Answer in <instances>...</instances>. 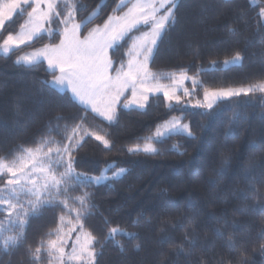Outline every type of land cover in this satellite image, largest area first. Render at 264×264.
Listing matches in <instances>:
<instances>
[{"label":"trees","instance_id":"16d2710c","mask_svg":"<svg viewBox=\"0 0 264 264\" xmlns=\"http://www.w3.org/2000/svg\"><path fill=\"white\" fill-rule=\"evenodd\" d=\"M118 3L77 0L78 19L94 13L84 33L102 24ZM176 4L174 22L149 62L153 72L185 69L193 76L201 69L202 85L187 98L191 100L201 98L205 88L264 81V21L259 12L264 0L258 4L176 0ZM29 10L26 7L6 23L0 41L19 29ZM48 26L58 27L55 22ZM58 42V35L49 37L45 32L8 53L0 52V157L8 161L23 149L36 148L44 138L62 139L66 126L85 116V106L68 89L50 84L51 70L44 60L17 63L19 53ZM130 42L110 50L115 61L127 60ZM237 52L240 61L224 63ZM172 116L189 122L194 136L178 133L153 141L158 150L154 154L128 151L145 143V137ZM84 124L109 134L112 144L105 148L94 137H85L75 153L76 170L96 175L109 164L126 169L121 176L99 185H77L68 193L91 194L89 203L94 207L83 219V231L96 238V264H264V93L221 100L210 110L191 104L168 107L163 94L157 93L149 96L143 109L121 103L112 123L88 109ZM69 204L79 208L71 200ZM61 215L65 231L76 223L75 214L62 207H43L29 217L20 244L7 249L4 237L20 229L6 221V230H0V264H48L46 253L36 262L30 249L55 238L49 233L60 225ZM115 226L125 231L109 236V228ZM76 235L73 232L67 240L66 250Z\"/></svg>","mask_w":264,"mask_h":264},{"label":"snow or ice","instance_id":"6c2138e0","mask_svg":"<svg viewBox=\"0 0 264 264\" xmlns=\"http://www.w3.org/2000/svg\"><path fill=\"white\" fill-rule=\"evenodd\" d=\"M176 6V0H119L102 24H96L84 33L83 29L91 22L94 13L78 19L77 0H0V30L13 19L14 14L23 13L26 7L31 9L20 25V31L15 34L9 32L0 43V49L8 53L14 47L34 41L45 32L49 37L53 33L58 35V43L33 49L17 57V63L31 65L41 59L46 60L52 75L50 84L54 88L70 90L86 109L85 116L78 123L66 126L62 139L44 138L36 148L23 149L22 154L11 161L0 157V212L4 213L0 230H6V221L20 229L14 235L4 237L2 243L6 249L20 244L30 216L43 207L59 206L70 214L74 213L76 223L65 231V216L61 215L60 225L49 233L55 238L41 240L34 250L30 249L32 259L39 262L42 254L46 253L48 264H96V238L90 232L83 231V219L94 207L89 203L91 194L84 192L81 196L70 197L68 193L77 185H99L112 177L121 176L126 169H118L112 173V177L104 174L93 176L76 170L75 153L82 147L85 137H94L105 148L112 144L107 138L109 134L101 135L85 126L87 110L112 123L117 119L122 98L129 91L131 96L123 99L125 108L135 105L143 109L150 94L161 92L168 107L173 103L192 104V100L187 98L193 97L202 85L199 79L201 69L197 70V75L190 76L185 69L178 73H157L149 67L158 41L169 24L174 22ZM261 15H264V9H261ZM54 22L57 28L46 27ZM141 27L147 30L141 32ZM136 32L139 35H133ZM128 41H131L126 52L128 58L117 67L110 50ZM241 58L237 52L224 63H236ZM165 79L171 84L161 83ZM189 80L192 87H184L185 81ZM178 91H182V95ZM255 92L264 93V81L246 88H205L203 99H196L192 106L210 110L221 100ZM178 133L194 136L190 125L183 123L182 117H172L158 125L154 134L145 137L142 146L133 145L128 151L154 154L158 150L153 141ZM61 168L63 171H59ZM69 200L78 203L79 208L71 207ZM68 223L72 221L68 220ZM108 231L109 236L114 237L125 230L115 226ZM73 232H77L76 238L71 249L66 250L67 240Z\"/></svg>","mask_w":264,"mask_h":264},{"label":"rangeland","instance_id":"374dc122","mask_svg":"<svg viewBox=\"0 0 264 264\" xmlns=\"http://www.w3.org/2000/svg\"><path fill=\"white\" fill-rule=\"evenodd\" d=\"M251 2L253 3V4H258L259 3V0H251ZM261 9H264V6H262V7H260V9H259V12L261 13ZM31 10V9H30ZM29 10V11H30ZM15 15V14H14ZM261 17H262V19H263V21H264V15H261ZM27 19V16H26V18L24 19V21ZM24 21L22 22V23H24ZM46 27H49L48 25H46ZM147 29L146 28H144V27H141V29H140V31L142 32V31H146ZM20 31V27H19V29L16 31V32H12L13 34H15V33H17V32H19ZM0 32H1V30H0ZM8 35V34H7ZM6 35V36H7ZM133 35H139V32H136V33H133ZM5 36V37H6ZM4 37V38H5ZM3 38V39H4ZM3 39L0 41V43H2V41H3ZM42 47V46H41ZM14 48H16V47H14ZM38 48H40V47H38ZM13 49V48H12ZM11 49V50H12ZM36 49V48H35ZM33 49H31V50H29V51H24V52H21V53H19L18 54V56L17 57H19V56H21V55H23V54H25V53H28V52H30V51H32ZM0 52H2V53H4L3 52V50L2 49H0ZM10 52V51H9ZM128 58V57H127ZM16 60H17V58H16ZM41 60H44V59H41ZM114 60V59H113ZM45 62H46V64H47V61L46 60H44ZM115 61V60H114ZM115 64H116V66L118 67L119 66V64L120 63H118L117 61H115ZM48 66V65H47ZM191 76V75H190ZM189 82L191 83V81L189 80ZM161 83H163V84H167V85H170L171 84V82H169V83H166V82H164V81H161ZM184 87H188V88H191L192 87V84H188L187 83V81H185V84H184ZM245 88L246 87H248V86H244ZM237 88H241V87H237ZM219 89H236V88H219ZM213 90H215V89H213ZM70 91V90H69ZM162 93V92H161ZM163 94V93H162ZM178 94H180V95H182V91H178ZM150 95H152V94H150ZM149 95V96H150ZM131 96V92L129 91L128 93H126V96L124 97V98H122V105H123V99H127L128 97H130ZM75 98V97H74ZM76 99V98H75ZM196 99H203V96L201 97V98H195V99H193L192 100V104H194L195 103V100ZM77 100V99H76ZM78 101V100H77ZM79 102V101H78ZM80 103V102H79ZM191 104V105H192ZM132 107H136L135 105H133ZM172 117H182V116H172ZM171 117V118H172ZM171 118H169V119H167V120H170ZM167 120H165V121H167ZM182 120H183V118H182ZM163 123V122H162ZM161 123V124H162ZM183 123H187V124H189V122H187V121H185V120H183ZM155 132V131H154ZM154 134V133H153ZM144 144V143H143ZM142 144V145H143ZM141 145V146H142ZM110 166V164L109 165H105L102 169H101V171L99 172V173H97L96 175H101V174H104V175H107V176H109V177H112V173L113 172H115V171H117L118 169H120V168H124V167H115V168H110L109 167ZM110 169V170H109ZM63 171V170H62ZM93 176H95V175H93ZM75 238H76V236L75 237H72V243H73V241L75 240ZM71 249V248H70Z\"/></svg>","mask_w":264,"mask_h":264}]
</instances>
